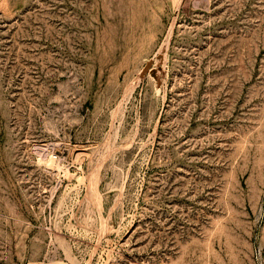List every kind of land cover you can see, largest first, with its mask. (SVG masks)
Listing matches in <instances>:
<instances>
[{
    "label": "rangeland",
    "instance_id": "rangeland-1",
    "mask_svg": "<svg viewBox=\"0 0 264 264\" xmlns=\"http://www.w3.org/2000/svg\"><path fill=\"white\" fill-rule=\"evenodd\" d=\"M0 264H264V0H0Z\"/></svg>",
    "mask_w": 264,
    "mask_h": 264
},
{
    "label": "bare ground",
    "instance_id": "bare-ground-1",
    "mask_svg": "<svg viewBox=\"0 0 264 264\" xmlns=\"http://www.w3.org/2000/svg\"><path fill=\"white\" fill-rule=\"evenodd\" d=\"M51 158L53 159V157H51ZM51 158H50V159H51ZM52 159H51V160H52Z\"/></svg>",
    "mask_w": 264,
    "mask_h": 264
}]
</instances>
